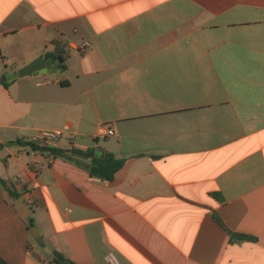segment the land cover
<instances>
[{
    "label": "crops",
    "instance_id": "obj_1",
    "mask_svg": "<svg viewBox=\"0 0 264 264\" xmlns=\"http://www.w3.org/2000/svg\"><path fill=\"white\" fill-rule=\"evenodd\" d=\"M59 45L0 82V264H264V0H0L1 78Z\"/></svg>",
    "mask_w": 264,
    "mask_h": 264
},
{
    "label": "trees",
    "instance_id": "obj_2",
    "mask_svg": "<svg viewBox=\"0 0 264 264\" xmlns=\"http://www.w3.org/2000/svg\"><path fill=\"white\" fill-rule=\"evenodd\" d=\"M52 58L54 59H60L62 63V70L65 71L67 69V66L65 64L67 60V52L64 50V47L59 45L56 49V54H51ZM0 82L4 84L5 86H8L10 82H3L2 78L0 77ZM13 143H23L22 141H15V142H9L8 144ZM26 145L31 146L36 151H42V152H48L50 154H53L54 156H59L62 158H65L76 165L86 169L91 177L100 179L102 181H113L115 178L116 173L124 166L125 161L123 159H118L114 154L109 152H103L95 149H90L86 152L84 151H78L73 150L71 154H66V152L59 150L57 148H52L49 146H39L36 143L33 142H25ZM4 145L0 144V149H2ZM90 160V162H88ZM14 196H16L14 194ZM218 221L219 218L215 217ZM31 226H34V221L31 220ZM231 241L236 240H247L251 239L245 235L230 233ZM55 262L57 264H66L67 260L59 253L55 254Z\"/></svg>",
    "mask_w": 264,
    "mask_h": 264
},
{
    "label": "water",
    "instance_id": "obj_3",
    "mask_svg": "<svg viewBox=\"0 0 264 264\" xmlns=\"http://www.w3.org/2000/svg\"><path fill=\"white\" fill-rule=\"evenodd\" d=\"M61 60H54L52 58H37L28 65L24 66L23 68H20L19 70L12 72L10 74H7L2 77L3 82H10L18 78H24L28 76H39V75H51L60 73L62 71V68L60 67ZM16 206L24 211L26 215H24L26 218L29 217V209L26 207V203L19 199L16 203ZM30 233L34 240L39 244L40 246L44 245V242L40 236V233L38 231V228L36 226H32L30 229Z\"/></svg>",
    "mask_w": 264,
    "mask_h": 264
},
{
    "label": "built area",
    "instance_id": "obj_4",
    "mask_svg": "<svg viewBox=\"0 0 264 264\" xmlns=\"http://www.w3.org/2000/svg\"><path fill=\"white\" fill-rule=\"evenodd\" d=\"M91 46V43L86 41L83 42L82 44H80L78 46V49L81 52H86ZM61 134H47V133H39L37 136H35L33 143L38 144L39 146H48L50 143L53 142V140L57 137H59ZM101 137L103 138H108L111 136L115 135V131L112 128L109 127H102L100 129V134ZM32 204H34V202H31Z\"/></svg>",
    "mask_w": 264,
    "mask_h": 264
},
{
    "label": "rangeland",
    "instance_id": "obj_5",
    "mask_svg": "<svg viewBox=\"0 0 264 264\" xmlns=\"http://www.w3.org/2000/svg\"><path fill=\"white\" fill-rule=\"evenodd\" d=\"M2 71H4V68L0 69V75L2 74ZM3 77V76H2Z\"/></svg>",
    "mask_w": 264,
    "mask_h": 264
}]
</instances>
